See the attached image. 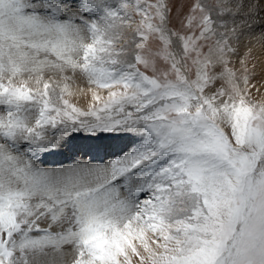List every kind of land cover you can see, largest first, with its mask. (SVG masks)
Returning <instances> with one entry per match:
<instances>
[{
	"label": "snow or ice",
	"instance_id": "snow-or-ice-1",
	"mask_svg": "<svg viewBox=\"0 0 264 264\" xmlns=\"http://www.w3.org/2000/svg\"><path fill=\"white\" fill-rule=\"evenodd\" d=\"M256 43L264 0H0V264H264ZM80 137L132 144L44 166Z\"/></svg>",
	"mask_w": 264,
	"mask_h": 264
},
{
	"label": "rangeland",
	"instance_id": "rangeland-1",
	"mask_svg": "<svg viewBox=\"0 0 264 264\" xmlns=\"http://www.w3.org/2000/svg\"><path fill=\"white\" fill-rule=\"evenodd\" d=\"M257 34L259 35V29L257 30ZM254 51L257 57V63L259 64L261 60H264V56L261 55V53L264 52V48H262V45L260 43H256ZM261 91L264 92V88H262ZM131 144L132 141L128 138H101L100 140H91L85 137H80L66 144L64 146L65 148L63 147L55 155L47 157L44 162V166L47 165L46 167H59L62 165L64 166L65 164L67 165L70 163H74V161H82L84 159L91 162H106L107 160L113 158V156L120 154L123 151H126L131 146ZM84 146H91V148L94 147L93 149H98L96 152L98 156H95L94 154L91 155V151L87 149H81L84 148ZM118 147L121 150L117 149Z\"/></svg>",
	"mask_w": 264,
	"mask_h": 264
},
{
	"label": "bare ground",
	"instance_id": "bare-ground-1",
	"mask_svg": "<svg viewBox=\"0 0 264 264\" xmlns=\"http://www.w3.org/2000/svg\"><path fill=\"white\" fill-rule=\"evenodd\" d=\"M81 140H82V138H81ZM78 142V141H77ZM80 143H82V142H80ZM117 145V144H116ZM67 147V146H66ZM107 147V146H106ZM65 148V147H64ZM94 148V147H93ZM93 148H91V146L90 147H86V146H84V148H81V149H83V150H85V149H87V150H89V151H91L90 152V154L91 155H95V156H98V154L96 153L97 152V150L98 149H93ZM112 149V148H111ZM117 149H119V150H121L119 147L117 148ZM65 150V149H64ZM93 152V153H92ZM113 152V151H112ZM115 152V151H114ZM80 154V153H79ZM112 155V154H111ZM75 157V156H74ZM114 157V156H113ZM77 158V157H76ZM78 158H80V157H78ZM82 158V157H81ZM86 158V157H85ZM83 159V158H82ZM89 159H90V157H89ZM85 160V159H84ZM94 161V160H93ZM75 162V161H74ZM67 163V162H66ZM65 164V163H64ZM66 165V164H65ZM47 166V165H46ZM45 166V167H46ZM63 166V165H62ZM50 167V166H49Z\"/></svg>",
	"mask_w": 264,
	"mask_h": 264
}]
</instances>
